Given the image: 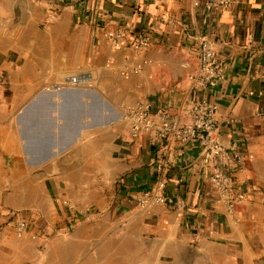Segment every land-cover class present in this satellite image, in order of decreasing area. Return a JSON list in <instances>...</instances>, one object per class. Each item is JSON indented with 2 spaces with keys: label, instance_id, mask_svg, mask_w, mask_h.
<instances>
[{
  "label": "crops",
  "instance_id": "0c3cea01",
  "mask_svg": "<svg viewBox=\"0 0 264 264\" xmlns=\"http://www.w3.org/2000/svg\"><path fill=\"white\" fill-rule=\"evenodd\" d=\"M207 1L26 0L20 24L0 29V223L29 225L1 230L0 264H264V0ZM140 34L150 45L137 53ZM204 37L227 65L212 90L189 80ZM206 100L218 144L248 159L228 168L244 195L231 213L197 155L129 136L139 103L189 123ZM160 168L179 210L133 203Z\"/></svg>",
  "mask_w": 264,
  "mask_h": 264
},
{
  "label": "built area",
  "instance_id": "2783aa9c",
  "mask_svg": "<svg viewBox=\"0 0 264 264\" xmlns=\"http://www.w3.org/2000/svg\"><path fill=\"white\" fill-rule=\"evenodd\" d=\"M236 2V0H209L204 5L208 10L227 11ZM108 36L112 43L118 46L117 41L121 35L110 32ZM149 45V35L140 34L132 46L135 52L141 53L147 50ZM197 60L198 70L189 77V80L198 89H214L223 79L227 65L219 57L214 43L205 37L199 43ZM67 83L76 85L77 79L71 77ZM216 110L217 107L213 102L200 101L191 108L189 123H181L170 110L155 107L150 102H142L128 112L127 117L131 121L129 136L132 144L138 143L141 137H146L153 144L166 143L165 146L170 150L178 145L197 155L202 160L207 182L220 193L226 211L231 213L243 201L244 195L236 192L234 175L228 171V168L232 163L236 168L243 169L248 159L243 153L237 151L236 145L227 150L218 144L219 128L214 119ZM158 171L155 181L135 188L134 205L145 209L149 206H163L171 203L174 209H181L183 202L177 197L172 198L166 192L165 168H160ZM4 219L0 223V232L6 226H10L19 237L28 232V223L16 214H6Z\"/></svg>",
  "mask_w": 264,
  "mask_h": 264
},
{
  "label": "water",
  "instance_id": "95a60500",
  "mask_svg": "<svg viewBox=\"0 0 264 264\" xmlns=\"http://www.w3.org/2000/svg\"><path fill=\"white\" fill-rule=\"evenodd\" d=\"M10 1V11L11 17L0 18V29L2 33L10 31L16 28L22 18L23 8L25 6L26 0H9Z\"/></svg>",
  "mask_w": 264,
  "mask_h": 264
}]
</instances>
